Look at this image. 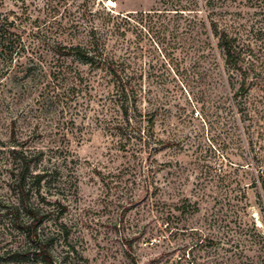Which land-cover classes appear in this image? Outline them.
Listing matches in <instances>:
<instances>
[{
    "label": "rangeland",
    "instance_id": "374dc122",
    "mask_svg": "<svg viewBox=\"0 0 264 264\" xmlns=\"http://www.w3.org/2000/svg\"><path fill=\"white\" fill-rule=\"evenodd\" d=\"M164 1L107 5L125 16ZM222 2L215 18L244 49L234 75L204 0L197 15H158L153 31L122 19L101 31L154 119L144 144L100 122L102 72L75 63L86 83L74 96L55 89L44 1L0 0L15 23L11 55L0 52V264H48L11 219L13 148L44 152L50 203L38 234L56 264H264V241L242 232L256 224L264 235V0ZM185 202L199 211L177 210Z\"/></svg>",
    "mask_w": 264,
    "mask_h": 264
},
{
    "label": "trees",
    "instance_id": "16d2710c",
    "mask_svg": "<svg viewBox=\"0 0 264 264\" xmlns=\"http://www.w3.org/2000/svg\"><path fill=\"white\" fill-rule=\"evenodd\" d=\"M43 1L48 18L43 21L42 25L49 33L48 51L53 60L47 76L55 83V89L60 88L74 96L84 82L86 83L83 74L74 67L75 63L88 66L91 71L102 72V80L106 86L103 84L101 86L108 91L103 97L104 104L100 122L120 139H126L128 142L133 139H145L144 144H148L151 136L143 132L142 124L144 121L147 122L149 130L152 131L154 119L152 117L144 119L140 110L142 89L132 77L125 74L124 64L106 53V41L101 31L116 28L118 19L126 21L129 25L153 31L158 25L159 20L156 19L158 15L162 13L178 16L191 15V13L197 15L200 13L199 8L202 7L201 0H186L185 3L184 0H165L164 9L135 11L125 16L116 14L112 8L108 7L109 1L116 3L117 0ZM204 1V7L208 12L210 32L216 39L217 47L224 57L229 74L242 72L241 56L244 54V49L223 21L215 18L219 2L222 4L224 2L222 0ZM8 21V18H2L0 15V52L3 55L9 53L11 55L15 43L12 30L15 28V23ZM53 31L57 36H50ZM66 34L72 36L71 41L82 37L81 41L77 44L67 43L62 39ZM87 84L90 86L89 81ZM243 88L245 85L242 86ZM10 155L13 161L12 179L16 199L10 206L11 219L19 229L23 230L25 237L32 245L37 246L39 254L45 257V261L48 264H56L48 252L47 245L38 234L47 214L44 205L47 206L50 203L42 193L43 185L50 177L49 170L40 166L44 161V152L13 148ZM261 186L264 191V178H262ZM157 189L154 188L153 195L157 194ZM56 204L61 218L66 213V207L60 202ZM191 208L192 214L199 211L197 207H190L187 202L177 210L187 213ZM22 214L26 218H22ZM244 231L249 233L248 237L264 241V235L256 224H253L251 229L242 230Z\"/></svg>",
    "mask_w": 264,
    "mask_h": 264
},
{
    "label": "bare ground",
    "instance_id": "6f19581e",
    "mask_svg": "<svg viewBox=\"0 0 264 264\" xmlns=\"http://www.w3.org/2000/svg\"><path fill=\"white\" fill-rule=\"evenodd\" d=\"M113 3V2H112Z\"/></svg>",
    "mask_w": 264,
    "mask_h": 264
}]
</instances>
